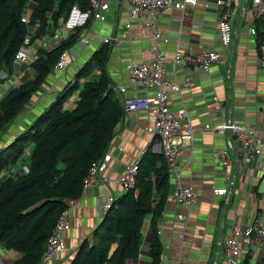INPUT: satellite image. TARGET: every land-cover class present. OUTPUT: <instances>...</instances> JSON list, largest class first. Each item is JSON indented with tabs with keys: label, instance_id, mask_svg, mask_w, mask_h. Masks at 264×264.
Returning <instances> with one entry per match:
<instances>
[{
	"label": "crops",
	"instance_id": "obj_1",
	"mask_svg": "<svg viewBox=\"0 0 264 264\" xmlns=\"http://www.w3.org/2000/svg\"><path fill=\"white\" fill-rule=\"evenodd\" d=\"M106 1L109 9L105 12V19L89 18L85 32H78L88 42L81 44L78 36L70 48L66 49L70 57L67 69L61 74L52 72L48 75L25 108L6 130L0 132V148L28 128L36 116L54 101L67 82L73 80L82 63L104 44V37L115 36L119 39V45H109L110 51L105 63L116 95L121 96L116 90L118 85L125 87L124 96L151 93L150 90L135 87L128 81L124 65L129 61H144L151 57V47L154 44L152 28L142 24L147 18L141 21L136 17L128 19L127 6L122 0ZM230 3L232 38L226 48L220 44L216 28V19L222 9L216 7L214 0H196L194 5H187L185 11L167 7L157 15L156 25L169 38L166 43L159 44L168 58L176 48L181 51L189 48H214L224 52L225 57L223 63H215L206 72L196 70L191 65L183 66L181 73L190 75L194 85L181 92L171 93L169 103L172 109L185 108L196 127L231 120L263 135L264 77L259 60L263 22L258 7L252 0H231ZM127 21L131 24L129 28L126 27ZM61 23L59 21L54 33L59 31L62 40H66L69 35L60 30ZM253 27L256 29L254 35L249 32ZM55 46L51 34L30 43L28 60L16 62L11 75L2 74L0 98L7 91L33 78L34 71L29 64L36 58L38 48L50 50ZM166 66L170 69L169 63ZM98 73L99 69L95 68L93 75ZM77 93L78 90L67 98L65 108L74 106ZM214 97H217V101L213 100ZM146 123L148 116L145 112L124 114L119 120L107 148V152L112 155L106 171L109 177L119 175L124 166L138 160L148 148L161 152L158 138L145 129ZM229 138L233 139L228 132L221 134L212 129H201L194 134L191 144L185 147L180 159L185 164L182 184L193 185L201 196L197 203L188 207L178 203L172 199L174 183L170 179L164 210L157 220L163 263L221 264L223 257L220 242L230 232L232 225L249 224L253 219L264 223V147L259 158L243 160L228 147ZM234 143L238 144L236 141ZM225 150L230 159L226 175L223 174L222 165L214 159V153ZM19 167L18 165L16 171ZM218 187H225L227 193L214 195L213 190ZM122 193L120 186L109 182L105 186L96 184L87 188L75 200V205L69 212L70 228L64 235L67 253L55 264H70L81 241L86 237L90 239L93 229L102 220L104 213L101 205L104 198H117ZM179 214L184 220L176 218ZM149 222L148 217L141 229L142 240L138 256L127 259L124 264H150L152 233ZM20 256V253L0 246V264L10 263ZM263 256L264 243L244 247L240 264H259Z\"/></svg>",
	"mask_w": 264,
	"mask_h": 264
},
{
	"label": "trees",
	"instance_id": "obj_2",
	"mask_svg": "<svg viewBox=\"0 0 264 264\" xmlns=\"http://www.w3.org/2000/svg\"><path fill=\"white\" fill-rule=\"evenodd\" d=\"M89 2L0 0V80L3 73H13L15 53L27 36L30 43L52 36L73 4L86 9ZM25 9H29L27 22L21 20ZM80 31L77 29L67 41L61 40L50 50L38 48L29 64L33 78L0 98V132L40 90L59 54L70 48ZM109 51L108 44L96 49L28 128L0 148V246L21 255L7 264H39L59 215L69 200L81 197L88 167L107 151L124 115L105 68ZM95 68L99 69L96 76ZM76 90L74 106L65 108V101ZM24 163L25 171L21 169ZM11 165H19V170L13 172ZM169 187L163 153L146 149L138 161L134 190L114 198L90 239L81 241L70 264H124L136 258L141 229L148 217L152 233L150 264H159L162 246L157 220L163 213ZM259 264H264V256Z\"/></svg>",
	"mask_w": 264,
	"mask_h": 264
},
{
	"label": "built area",
	"instance_id": "obj_3",
	"mask_svg": "<svg viewBox=\"0 0 264 264\" xmlns=\"http://www.w3.org/2000/svg\"><path fill=\"white\" fill-rule=\"evenodd\" d=\"M127 6L128 19L147 18L142 22L144 26L152 28L154 44L151 47V57L148 60L132 62L124 65L128 81L135 87H141L150 90L151 93L140 96H124L125 87L118 85L119 97L124 114H134L145 112L148 116V123L145 129L153 136L158 138L160 151L163 153L167 164V173L173 181L172 199L178 203L190 206L197 203L201 193L193 185L182 184V171L185 166L181 162V156L187 145H190L193 136L201 129H212L216 133L228 132L233 137L227 141L228 147L232 148L237 156L243 160L257 159L263 154L264 134L258 135L256 131L248 126L239 125L228 120L215 125L206 124L203 127H196L192 124L185 108L172 109L169 103V95L173 92H181L183 89L194 85L193 78L185 73H181L183 66L191 65L199 71H209L215 63L225 61L224 52L214 48L206 49H187L185 51L174 50L172 56L168 58L165 52L161 50L160 43H166L169 38L156 25L157 15L161 10L171 7L185 11L187 5H194L196 0H122ZM257 5L260 13L263 27L261 30V39L259 42V60L260 69L264 77V1L252 0ZM231 0H214L217 8L222 9L216 19V28L218 30L219 42L226 48L229 46L232 38L231 27ZM206 6V4H205ZM28 8V7H27ZM109 9L106 0H90L86 9H81L77 4H73L65 20L60 25V30H64L68 35L80 29L85 32L87 22L90 17L104 20L105 12ZM29 9H25L21 20L27 22ZM131 26L127 21L126 27ZM249 32L254 35L256 29L250 28ZM52 38L56 45L62 40L59 31H56ZM79 42L86 44L88 41L84 35L79 36ZM103 43L110 46L119 45V39L115 36L103 38ZM29 36H27L22 45L16 51L14 62H26L31 53L29 47ZM46 45L45 43H43ZM70 63L68 50L62 51L53 65L52 71L57 74L63 73ZM170 64V69L166 64ZM264 82V78H263ZM217 101V97L213 98ZM237 142L238 146L234 143ZM122 148L120 147L119 150ZM112 155L105 152L101 158L91 163L86 175L83 178V192L93 186H105L113 182L120 186L123 192L133 189L135 176L137 173L138 160L123 167L119 175L109 177L106 174L108 163ZM215 162L222 165L223 174H227V166L230 159L227 151L214 153ZM22 169H27V164L22 165ZM214 195H224L227 193L225 187H218L213 190ZM113 196L104 198L101 209L103 213L110 207ZM75 205V200H69L67 207L59 215L50 235L45 244V250L41 255L39 264H55L67 253L65 242V232L70 228L69 212ZM176 218L184 220L182 215ZM264 243V223L253 219L249 224H234L230 232L220 242L222 247L223 262L221 264H240L242 251L244 247L259 245ZM160 255L159 264L163 263Z\"/></svg>",
	"mask_w": 264,
	"mask_h": 264
},
{
	"label": "rangeland",
	"instance_id": "obj_4",
	"mask_svg": "<svg viewBox=\"0 0 264 264\" xmlns=\"http://www.w3.org/2000/svg\"><path fill=\"white\" fill-rule=\"evenodd\" d=\"M63 33H64V32H63ZM1 76H2V75H1ZM4 87H5V86H4ZM10 167H11V170H12L13 172L17 169V165H16V166L11 165ZM10 167H9V168H10Z\"/></svg>",
	"mask_w": 264,
	"mask_h": 264
}]
</instances>
